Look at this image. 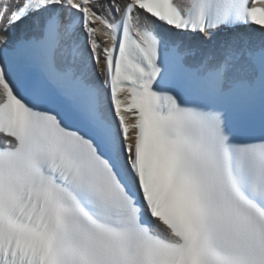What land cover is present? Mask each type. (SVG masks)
I'll list each match as a JSON object with an SVG mask.
<instances>
[{
    "label": "snow or ice",
    "instance_id": "6c2138e0",
    "mask_svg": "<svg viewBox=\"0 0 264 264\" xmlns=\"http://www.w3.org/2000/svg\"><path fill=\"white\" fill-rule=\"evenodd\" d=\"M0 264H264V0H0Z\"/></svg>",
    "mask_w": 264,
    "mask_h": 264
}]
</instances>
